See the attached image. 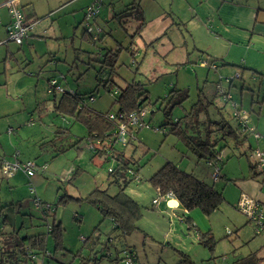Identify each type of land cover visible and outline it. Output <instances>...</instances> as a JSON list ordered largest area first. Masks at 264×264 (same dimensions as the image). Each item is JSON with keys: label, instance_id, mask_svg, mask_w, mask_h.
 I'll use <instances>...</instances> for the list:
<instances>
[{"label": "rangeland", "instance_id": "374dc122", "mask_svg": "<svg viewBox=\"0 0 264 264\" xmlns=\"http://www.w3.org/2000/svg\"><path fill=\"white\" fill-rule=\"evenodd\" d=\"M248 1L264 7V0ZM121 6L123 5L121 4ZM2 7V14L6 16L5 9L8 10V7L5 3ZM131 16L132 14L130 16L121 14L118 22L120 23ZM98 19L104 29H110L111 27L115 29L114 37L116 40L109 37L96 43L92 41L93 39L83 40L80 49H76V46L70 47L69 43L66 45L68 47H64L62 43L56 49L58 61L55 65L49 63V55L38 53L33 60V69L29 68L23 71L24 73L16 71L14 78H10V85L8 86V90H10L9 99L14 100V102L7 105L4 103L3 107H0V162L2 159H14L20 150L24 156L22 161L35 160L38 167L34 176L28 177L20 171L16 177L11 179H7L0 169V203L15 202L19 211L15 218V226L7 225L4 229L5 234L0 236V248L3 252L11 250L14 241L22 246V239L26 235L46 231L47 222L52 223L54 219L63 222L67 243H78L81 235H88L102 220L96 206L78 197L86 195L96 186H102L106 182L105 178L108 175L109 167L115 166L116 163L111 162V160L106 162L93 155L94 151L90 148L89 141L86 139L88 135L86 126L70 116H63L55 112L52 105L53 96L47 89V77L51 74V71L55 70V76L60 78L61 82L64 81L62 86L65 89L84 93L88 96L86 98L88 104L95 109L103 111L110 109L114 97L106 93L103 87L96 91L97 74L101 68L99 58L111 46L117 48L118 41L128 47L132 38L130 34H126L119 23L115 22L107 26V18L102 13ZM63 22L66 23L65 20ZM204 24L203 19L200 21L196 19L189 23L186 28L180 26L182 28L180 29L181 33L186 37V43L176 45L170 54L163 53L165 45H162V47L159 44L154 48L153 46H143L141 42L139 55L136 62H134L131 53L124 49L119 59L120 76L130 80L132 76L137 74V78L149 82L145 89L149 91V99L152 103L157 98L169 94L175 86L186 90L187 99H195L198 94L200 96L201 92L199 90L203 89L204 77L201 72L212 70L199 66V62H197L198 55L204 56L205 58L202 57V59L211 63L210 65L208 63V67L212 66L213 60L219 62L223 57H226L230 63L239 66L243 60H247L246 62L257 67V73H254L256 76L253 78L249 74L251 70H242L231 66L230 68L243 71L244 77L240 81L248 83L247 87H251V89H244V96H241L240 88H234L232 93L234 99L238 101L244 97L241 101H244L243 104L246 108L251 107L250 99L251 97L254 98V108L250 112L252 111V115H258L260 107L264 106V70H262L264 69V40L261 41L262 37H256L255 45H249L251 50L248 51L246 49L247 41L242 36L237 38L239 33L235 32L232 34V39L237 43H234L231 48L228 40L222 39L218 43L208 38L205 31L209 30V27L206 24L205 27ZM84 28L85 26H78L79 37L83 35ZM127 29H131L128 24ZM211 33L216 35L214 31ZM176 34L178 32L173 31L171 35ZM102 36L100 34V38ZM9 42L12 49H18L17 43L14 41ZM77 46H79V43H77ZM196 47L210 52V55L201 50L199 51ZM3 48L4 46L0 47V54ZM23 49L29 58L35 56L34 51L27 45H24ZM22 63L20 64L22 65ZM36 63H41L45 69L44 73L38 76L36 73L30 74L33 71L38 72V69L35 70L34 67ZM20 64L17 63L16 68ZM137 67L139 68L138 72L136 71ZM177 72L179 73L178 76ZM62 75H65L66 78H63ZM197 76L199 79H197ZM233 78H238V76L234 74ZM116 80L121 83L124 82L121 78H116ZM13 83H16V85ZM197 83H199V88ZM206 85H211L213 90L215 88L213 86L216 84L210 82ZM209 90V87L208 90H204L201 95L204 105H200L202 107L200 110L197 106L198 110L191 117L189 116L190 112H187L189 110H185L183 104H177L174 107L172 105L161 106L160 103L157 105L147 104L146 117L147 119L148 116L151 118L150 126L141 129L137 135V149L134 158L138 164H132V166L139 168L137 171L139 181L135 180L123 165L119 166L114 174L121 186L125 185L126 192L140 201L142 216L137 222V228L133 233L126 237L121 235V237L116 238L112 246L113 252H116V249L121 252L122 248L132 246V248H136L140 264H172L175 259L180 260V251L192 253L194 258L201 262L202 257H204V253L201 252L205 250L209 255L208 257L212 259L211 262L209 261L210 264H229L230 260L225 261V256L233 253V242L236 241L235 226H239L246 221L245 216L238 209L234 211L235 215H233L231 213L233 209L227 203L228 198H233L236 194V186L232 180L227 181L222 176L219 183L214 182L212 178L207 180V183L216 186L217 189H222V185L225 184V190L223 191L226 200L221 208L211 215L204 214L199 208L193 209L195 220L190 223L187 219L188 213L184 216L185 219H181L178 213L174 211L163 214L151 202L153 197L157 196V190L152 186L149 179L166 161H173L189 172L195 171L197 175H200V169L208 166L207 160L200 158L197 151L193 149L194 144L190 142L189 138L191 137L197 141V137H205L206 129L202 126L203 123L201 125L197 124L198 120L203 118L215 120L221 117L215 104L207 101V99L214 96L209 94ZM91 92H94V101L89 99ZM1 97L0 93V102H3ZM184 104L189 109L192 108L191 101H185ZM220 104L219 106L223 107L225 116L231 120L229 113L233 108L232 105L230 107L224 102H220ZM111 111L115 112L116 106ZM261 116L264 121V110L261 111ZM177 120H179V124L175 123ZM233 122H231L232 125H234ZM161 125H163L161 128L165 127L166 131L170 132L167 136L161 130H155V127ZM11 126L14 127L13 131H9ZM172 128H178L176 133L170 131ZM59 130L60 133H57ZM235 142L236 138H231L230 144L232 145L224 149L223 160L226 163L231 160L230 166L240 173L239 160L244 165L249 166V163H247L249 159L243 151L239 152L240 157H237L239 155L229 157L230 151H234ZM241 145H239V149L242 150L246 146V140L241 139ZM80 147L82 152H79ZM247 153L249 155V152ZM92 155L96 158V162L92 160ZM250 159L253 164L254 161L252 158ZM222 166L221 162L220 168ZM31 187L35 189V192L31 191ZM118 188L117 184H113L109 192L115 194ZM35 194L43 202L52 204L53 209L47 217L44 215L43 210L37 208L34 204ZM75 214L81 215V218L77 219ZM98 216H100V219ZM233 216L236 219L232 222L231 218ZM239 222L241 223L238 224ZM189 224L191 228L188 227ZM195 225H198L203 233L208 232L211 227L215 238L214 250L200 243V236L195 230ZM101 228L106 234L111 230L112 222L110 220L101 222ZM13 230H16V232L11 235ZM106 238L107 236L104 235L103 241ZM246 249H243L244 253H246ZM48 250L55 255V258L46 257L45 264H70L73 259V256L69 253L54 252V244L51 239L49 240ZM102 253L105 252L98 253L99 264H121L118 260L103 257ZM5 258L10 264H20L14 253L5 254ZM209 262H205V264H209Z\"/></svg>", "mask_w": 264, "mask_h": 264}, {"label": "crops", "instance_id": "0c3cea01", "mask_svg": "<svg viewBox=\"0 0 264 264\" xmlns=\"http://www.w3.org/2000/svg\"><path fill=\"white\" fill-rule=\"evenodd\" d=\"M5 1L6 0H0V42H1L0 47L4 46L0 54V78H1L0 79V93L2 96L1 98H3V102H0V107H3L4 103L5 105H7L8 103L14 102V100L9 99L10 90H8V86L10 85V78L11 77L14 78V74L16 71L23 72V71L28 70L29 68H32L33 62H34L33 60L35 57H37L38 53L39 54L45 53L46 55H49V63H52L55 65L56 62L58 61V58L56 55L57 54L56 49L59 48L62 43L64 47H68L66 45L69 43V45H71L70 47L76 46V49H80L82 47L83 40L93 39L91 38L92 36H90V34L86 32V27L84 28L83 35L79 37L78 26L80 25L85 26V23H84L85 10L87 6L92 4L95 0H20V7L22 9V12L28 19H31L34 21V25L29 30V35L24 40V42L22 44H18L17 50L12 49L9 44L10 42L7 41V38H5L7 37V26L11 23V15L9 11L5 9L6 16H3L2 14L3 10L1 9L3 8L2 6L4 5ZM121 4L123 6H121ZM101 13L105 15V18H107V21H106L107 26L108 25L110 26L111 24L115 22L119 23L118 20H120L119 16L121 14L129 15V16L130 14H132L131 17L126 18L122 22L119 23L120 27L123 30H125L126 34H130L132 41L128 47H125L120 41H118V44H121L131 53V56L134 62H136V58L139 55L141 42H142V45L146 47L149 46L153 42L154 43L151 46H153L154 48L157 45L159 46V44L160 46L165 45L166 47H164L165 51H163V53L166 52V54H170L171 52H173V49L176 45L181 44V43L185 44L186 37L183 33H181L180 29H182L181 27L186 28L189 25V23H191L192 21L196 19H199V21L203 19V21H205V24L209 27V30L205 31V35L208 38L218 43H220L222 39L228 40V42H230L229 45H231V48L234 43H237V41L232 39V34L235 32L239 33V36H237V38L242 36L244 37V40L247 41L248 45L246 49H248V51L251 50V47L249 45L251 44L253 46L255 45L256 37H262L261 41L264 40V7H262L259 4L250 3L248 0L247 1H240V0H101L99 14L96 16L94 20H92V24H96L101 28V32L98 34L97 41H103L104 38L106 37L116 40V38L114 37L115 29L113 27H111L110 29H104L101 26L99 22L100 20L98 19ZM63 20H65L66 23H64ZM127 24L131 26L130 30L127 29ZM173 31H177L178 34L171 35ZM213 31L216 32V35L211 33ZM100 34L103 35L101 38H100ZM77 43H79V46H77ZM24 45H27L31 50L34 51L35 56L32 57L33 59L27 56L26 51L23 49ZM40 48H44V49H40ZM112 48H115V47L111 46L110 49ZM196 48L199 51L201 50L205 52V54L210 55V52L204 51L203 49L198 48V47ZM203 52L201 53L203 54ZM100 54L102 53L100 52ZM202 57L205 58L202 55H198L197 62L200 63L201 60H205V59H202ZM213 61L211 62H213L212 64H216L215 68L208 67L211 64L208 60L207 62L209 63V65L207 66H202L201 64H199L201 68L212 69L207 72H201L203 73L204 82H203V89L202 90L198 89L199 92H201L200 96L198 94V97L195 99H187L188 94L186 90H183L182 87H179V86L177 87L175 86L174 88H172L170 92L174 90L175 91L179 90L175 97L176 102L183 100L181 104L184 105L185 110H189L187 112H193V115H194L195 112L198 110L195 107L196 103H199L198 104L199 110L202 108L200 107V105H204V102H202V99H201V95L203 94L204 90H208V87H209L210 89L209 94L214 95V96L213 98L207 99V101L211 102L212 104H215V107H217L218 109L217 111L215 108V112L217 111L221 117L216 118L215 120H211V119L209 120L207 118H203L202 120H198L197 124L201 125L203 123L202 126L206 129L205 130L206 133L210 130L213 131V135H212L213 141L221 138L220 139L221 143L219 147L223 145L224 146L223 151L224 149L232 145L230 144L232 137L229 135H226L228 132V128L230 126H232L233 128L238 127V123L232 117L233 112H234V104L238 105L244 110H247V112L249 113V119H250V122L248 124L250 126V129L248 130V132H246L247 137L246 136L242 137L240 135H239L240 136L239 138L233 137V138H236V142L234 144L235 148H233L234 151H230L229 157H232L234 155H239L237 157H240L241 156L240 153L241 151H243L244 154H246L249 159V161L247 162L249 163V166L244 165L239 160V168L241 172L238 173L237 171L233 170L232 166H230L231 160H229L227 163L223 160V151H222L220 156L222 158V165L224 167L222 166L221 168V174L223 178L227 179V181L232 180L236 186L235 187L236 194L233 196V198H228V201H227V203L229 204V207L233 209L231 212L233 215H235L234 211L238 209L237 205L243 193L248 194L256 198L257 200H259L261 202V206L263 208V213H264V169H262L258 165L256 157L254 156V150H253L254 148H257V147L264 149V121L262 120V116H261V111L264 110L263 109L264 106L260 107L258 115H252L253 114L252 111L254 108L253 104L255 102L254 98L251 97L250 99L251 107L249 108L244 107V104H243L244 101H241L242 99H244V97H242L239 101L237 99H234V96L232 93L234 88H240L241 96H244L243 90L246 88L251 89V87H247L248 83L246 84L245 81H240L242 77H244L243 71L241 72V71H238V69L230 68L231 66V67H237L242 70L243 69L251 70L249 74L253 78L256 76V74L254 73L255 72L257 73L256 71L257 67L255 65H252L246 62L247 60H243L240 66L237 64H232L226 59V57H223L219 62L217 61L215 62V60ZM21 62H23L22 65L20 64ZM17 63L20 65L16 68ZM34 67H35V70L38 69V72L33 71L30 74L36 73V75L38 76L44 73L45 69L43 68V65H41V63H36ZM237 72H241L238 78H234L230 81H227L226 79L227 77H230L232 75L234 76V74H236ZM50 73L51 74H49V76L47 77L48 92H49V86H50L49 82L51 79L56 78L58 79V82L61 85L64 84V81L61 82L60 78L55 76V70L51 71ZM178 74L179 73L177 72V76ZM136 75L132 76L130 80H127L124 77L123 78L118 77L124 80L123 83L118 82L116 78L115 80L118 86L124 87L126 84V81H131L132 79L136 78ZM62 77L66 78L65 75H62ZM197 79H199L198 76H197ZM210 82L211 83L215 82L216 84L215 86H213V88L215 87L213 90L211 89L212 87L211 85H206V83L210 84ZM13 84L16 85V83H13ZM197 84L199 88V83ZM220 87L224 90L226 94H229L230 97H226L227 98L226 99L223 97V95H220V92H218V89ZM59 93L60 92H57V95ZM53 95L54 94H52V96ZM228 98H230V100ZM217 99H220V100H217ZM52 100H53V104H52L53 109L55 112H57L55 109L56 108L55 107L56 98L54 99V96H53ZM185 101H191V104H192L191 109H189L184 104ZM229 101H231L232 103H230ZM220 102H224L225 104L230 105V107L232 105L233 108L231 109L229 113L231 120H229L223 113V109H222L223 107L219 106L221 105ZM24 108L25 110L27 109L26 106ZM250 110L252 111L250 112ZM231 122H233L234 125H232ZM228 123L230 126L228 125L226 129L223 130L222 128L226 126V124ZM10 128H12V130L14 129V127L11 126L9 127V131H10ZM57 133H60V130ZM174 133H176V131ZM255 133H258L259 137L255 136ZM223 135H226L225 140L222 139ZM243 138H245L246 140V146L243 147L241 150L239 149V145H241V139ZM137 139L138 137H136V140ZM136 140L132 144H129L121 148L119 147V150L124 153L123 155L124 160L130 159V160H133V162H136V159L134 158L135 151L137 149ZM78 142H75V143H78ZM96 144L99 147L104 146L97 142ZM109 147H110L109 145L104 146V149L106 152L102 150L101 151L98 150L95 152L97 154L95 155L93 153V155L98 156L97 157L98 159L100 157L101 159L105 160L106 156H110L109 153L112 152V151H108ZM80 151L82 152V148L79 149V152ZM247 152H249V155ZM22 154L23 152L19 150L18 158L20 160H23L24 158ZM93 155H92V160L95 161L96 158H94ZM250 158H252V160L254 161L253 164L251 163L252 161ZM113 161L116 163V159H111V162ZM97 163H99V161H97ZM79 169L81 168L79 167ZM138 170L139 169H137V171ZM114 174L111 175L108 172V175L105 178L106 182H104L102 186H96V187L108 188L110 190L111 185L113 184H117L118 187L121 186V183L116 177H114ZM16 175L14 177H16ZM199 176L205 182H208L207 180L212 178V167L208 165L207 167H204V169H200ZM220 179L216 183H219ZM222 186H223L222 189H218V190H220L224 195L223 190H225L224 189L225 184H223ZM95 188H93L92 190H94ZM117 190H119V188ZM90 192H88L86 195H80L78 198L83 199ZM133 198L136 201H138V203L140 204V201L137 198L135 197ZM151 202H152V205L156 208H159L163 214L170 212V211L172 212L174 211L178 213V215H180L184 212V209L181 207L178 199L175 198L174 196L168 199L162 200L158 205L154 204V197ZM96 209H98V207ZM89 210L91 209L89 208ZM97 211L100 213L99 209ZM240 213L242 212L240 211ZM193 215H195L194 212L188 211L189 223L195 220L193 218ZM100 216H102L101 213H100ZM100 216H98L99 219H100ZM233 217L231 218L232 222L233 220L236 219L235 216ZM80 218H81V215H79L77 219H80ZM245 218H246L245 222L241 221L242 223L241 222L238 223V224L241 223V225L235 226L236 241L233 242V245H234L233 253H230L231 255L227 254L225 256V259H226L225 261L230 260L229 264H234V262L238 258L245 257L251 254L252 252H256L257 255L261 259L264 260V231L257 233L255 231V226H253L254 224L246 216ZM59 221L62 222L61 220ZM98 224L99 223H97V225ZM189 226L190 224L188 225V227ZM195 226H196L195 230L200 236V232H202L201 228L198 225H195ZM209 231L213 233L211 227ZM90 233L88 235L83 234L81 236L87 237L90 235ZM81 236H80V239H78L79 241L78 243L76 242L67 243L66 237L64 235V245L66 249L69 251L68 253L70 255H72V252H76L77 250L81 249V247L83 246L84 242L81 240ZM244 248H247L245 251L246 253H244L243 251ZM134 250L137 255V251L135 247H134ZM186 253L195 262L199 264H205V262H209V261L211 262L212 260L210 259L211 257H208L209 255H207L205 250L201 252L202 254L204 253V257H202L201 262L197 261V259L194 258L192 253L191 254L189 252H186ZM177 260L178 259H175L174 263L172 264H177L179 262ZM120 263L123 264L121 260H120ZM137 263L140 264L138 255H137Z\"/></svg>", "mask_w": 264, "mask_h": 264}, {"label": "trees", "instance_id": "16d2710c", "mask_svg": "<svg viewBox=\"0 0 264 264\" xmlns=\"http://www.w3.org/2000/svg\"><path fill=\"white\" fill-rule=\"evenodd\" d=\"M93 41L94 43L97 42V40ZM153 43H151L149 46L153 45ZM124 49L126 48L119 44L117 48L107 49V51L102 54L101 58H99L101 68L97 74L98 84L96 86V91H98L100 87H103L106 93L111 94L114 97L109 110L103 111L91 107L86 99L88 96L78 91L66 89L65 92H60L57 95V91H51L49 86V92L54 94V99L56 98L55 109L57 113L63 116H70L75 121L86 126L88 131L86 139L89 141V146L93 149V153L95 155L97 154L95 152L98 150L105 151L104 146H110L108 151L112 152L109 153L110 156H106L105 161L108 162L111 159H116V165L110 166L108 172L113 175L117 168L123 165L135 179V176L138 175L137 169L139 168L132 166V164L136 163L133 162V160L123 159L124 153L119 150V147L121 148L124 146L117 144L116 138L113 136L119 121L111 120L108 115L110 113H131L137 109L146 108L148 106L147 104H151L152 102L149 99V91L145 89L149 82H144L142 79L136 77L131 81H126L124 87L117 85L115 78L121 77L119 73V59ZM136 71H139L138 67ZM239 76L240 75H238V77ZM226 79L227 81H230L234 78L233 76H230ZM118 88L119 90L117 93L113 94V92ZM178 91L179 90H174L162 98L159 97L152 104L157 105L160 103L161 106L172 105L173 107L177 104H181L183 100L177 102L175 100ZM218 92H220L224 98L229 96V94H226L221 87L218 89ZM89 99L90 101L95 100L94 92L90 93ZM228 99L230 100V98ZM198 104L199 103H196L195 107L199 106ZM115 106L116 111L112 112L111 110ZM152 113L153 111L151 114ZM192 115L193 112H190L189 116ZM232 117L238 123V127L233 128L229 125V123L226 124V126L222 128L225 130L228 125L230 126L226 135H229L232 138H239L240 136L247 137L246 132H248L250 126L248 125L247 128H245L243 125H241V123H239L234 114ZM150 119L151 118L149 116L148 119L147 117L145 118L146 122L149 123ZM175 123L179 124V120H177ZM159 127H163V125ZM139 131L137 132L136 137ZM170 131L175 132L176 128H172ZM163 133L167 135L169 132L166 131ZM212 135L213 131L210 130L205 133L206 137L204 138L197 137V141L191 137L189 139L190 142L194 144L195 147L193 146V149L197 151L199 157L205 158L208 165L212 167L213 179V173L215 171L214 165L217 161L219 162L220 167V163L222 162L220 155L224 146L222 145L219 147L221 138L213 141ZM226 135H223V140H225ZM135 140L136 138L130 144H132ZM242 140H245V138ZM96 142L104 146L99 147L97 146ZM221 176L222 174L220 168L218 180L221 178ZM149 180L152 186L156 189L160 188L163 194L169 191L173 193L174 197L178 199L181 207L184 209V212L179 215L182 219H185L184 216H186L188 211H192L195 208H199L206 215H211L220 209L221 205L225 201L223 193L214 185H210L209 183L205 182L194 171L189 172L172 161H168L162 165L155 173H153ZM218 180L214 181L217 182ZM35 197L39 196L35 194L34 198ZM82 200L98 207L102 215L101 222L110 220L112 222V228L105 234L101 228L100 222V224L94 228L89 236H81V240L84 242L83 246L76 252H72L73 259L70 264H99V252H105L102 253L103 257L106 256L112 260H121V262L124 263L123 251L126 249H130L135 254L134 261L136 264H138L136 252L131 246L122 248L121 252L117 251V249L116 252L112 251V246L116 238L121 237V235L126 237L133 233L137 228V222L142 216V206L125 191V185L119 186V190L115 194L110 193L108 188L96 187ZM40 209L43 210L44 215L47 217V215L53 209V206L51 204L50 209ZM18 213L19 211L15 202H10L8 204L0 203V236L5 234L4 229L7 225H12L13 227L15 226V218ZM78 216L79 214H75L76 218H78ZM46 225V231L29 234L23 237L22 246L18 245L14 241L13 248L11 250H6L3 252L0 248V264H10L5 258V254L8 253H14L17 261H19L20 264H45L46 257L49 256L51 259L55 258V255L48 250L50 239L54 244V252L62 251L63 253H68L69 251L64 245L65 228L63 223L54 219L52 223L47 222ZM15 232L16 230H13L11 235H13ZM104 235H106L107 238L103 241ZM82 237H85L86 239L84 240ZM199 241L204 246L214 250L215 238L210 231L204 233L200 232ZM30 251L37 256L36 259L29 257ZM180 252L181 258L177 264H199L195 262L186 252ZM234 264H264V260L261 259L256 252H252L245 257L238 258Z\"/></svg>", "mask_w": 264, "mask_h": 264}, {"label": "built area", "instance_id": "2783aa9c", "mask_svg": "<svg viewBox=\"0 0 264 264\" xmlns=\"http://www.w3.org/2000/svg\"><path fill=\"white\" fill-rule=\"evenodd\" d=\"M5 5L8 7L9 13L11 15V23L7 26V41H14L17 44H22L24 40L28 37L29 30L33 27L34 21L28 19L24 15L20 7V0H6ZM100 5L101 0H95L92 4L87 6L85 10V27L87 32L92 36L94 40L98 39V34L101 32V28L98 25L92 24V20H94L99 14ZM200 64L202 66H207L208 62L206 60H201ZM211 67L215 68L216 64H212ZM235 75L238 76L239 74L236 73ZM50 90L57 92H65L66 89L58 82V79L53 78L50 80ZM118 90L119 88L116 89L113 94L117 93ZM228 97H230V95ZM233 114L239 121V123H241V125L247 128L250 122L249 113L247 112V110H244L243 108L234 104ZM146 115V108H140L131 113H110L108 117L111 120L119 121L118 126L113 133V136L116 138L117 144H120L122 146L130 144L136 138V134L139 130L145 127H149L150 123L146 122L145 120ZM155 130H161L162 132H166L165 128L161 127H155ZM10 131H13L12 128H10ZM255 136L259 137V134L255 133ZM253 150L260 167L264 169V149L257 147ZM0 167L3 175L7 179H11L20 171L25 173L29 177L33 176L36 173V168L38 167V164L34 160H20L18 158L17 153L14 159H2ZM214 167L215 171L213 173V179L218 180L220 173L219 162L216 161ZM43 168L45 167L43 166ZM135 179L139 180L138 175L135 176ZM156 190L157 196L154 198V203L157 205L162 200L174 196L171 191L163 194L160 188H157ZM31 191L35 192V189L31 187ZM33 201L37 208H51L50 203L43 202L39 197H35ZM237 207L238 210H240L254 224L253 226H255V231L257 233L264 231V213L263 208L261 206V202L259 200L248 194L243 193L239 199ZM82 239L85 240L86 238L82 237ZM134 255L135 254L130 249L124 250L123 262L125 264H136L134 261ZM29 257L32 259L37 258V256L31 251L29 253Z\"/></svg>", "mask_w": 264, "mask_h": 264}]
</instances>
